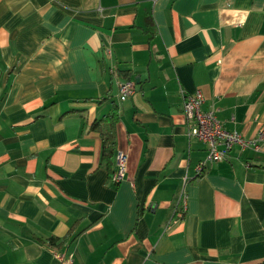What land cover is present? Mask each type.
Segmentation results:
<instances>
[{"label":"crops","instance_id":"crops-1","mask_svg":"<svg viewBox=\"0 0 264 264\" xmlns=\"http://www.w3.org/2000/svg\"><path fill=\"white\" fill-rule=\"evenodd\" d=\"M0 72V264L264 259V142L198 174L182 105L264 126V0H0ZM114 106L117 183L92 127Z\"/></svg>","mask_w":264,"mask_h":264},{"label":"built area","instance_id":"built-area-1","mask_svg":"<svg viewBox=\"0 0 264 264\" xmlns=\"http://www.w3.org/2000/svg\"><path fill=\"white\" fill-rule=\"evenodd\" d=\"M134 91L132 81L125 80L118 85V97L126 100ZM203 96L200 91L193 94H182L183 112L186 118V135L195 138L206 145L205 159L196 166L200 174L206 163L224 160L234 145L258 151L260 143L264 142V126L253 138H244L234 131L227 130L217 118L214 110H203ZM116 168L111 176L114 183L121 181L125 175V156L118 152L115 156ZM182 216V212L179 214ZM179 216V217H180ZM55 257L64 264L72 261L71 254L55 252Z\"/></svg>","mask_w":264,"mask_h":264},{"label":"trees","instance_id":"trees-1","mask_svg":"<svg viewBox=\"0 0 264 264\" xmlns=\"http://www.w3.org/2000/svg\"><path fill=\"white\" fill-rule=\"evenodd\" d=\"M1 75V72H0ZM118 120V112L117 108L114 106L111 108L110 112L104 115L100 120L93 123V128H99V125L102 124V129L100 132L101 137V145H102V152H101V161L104 163L108 175L112 176V162L114 156V138H113V127L115 122ZM72 235V230L70 229L66 236L60 240L59 243L56 244V239L50 238L47 242L50 245H57L61 247L66 243ZM255 264H264V259L255 263Z\"/></svg>","mask_w":264,"mask_h":264},{"label":"rangeland","instance_id":"rangeland-1","mask_svg":"<svg viewBox=\"0 0 264 264\" xmlns=\"http://www.w3.org/2000/svg\"><path fill=\"white\" fill-rule=\"evenodd\" d=\"M125 170H126V162H125Z\"/></svg>","mask_w":264,"mask_h":264}]
</instances>
